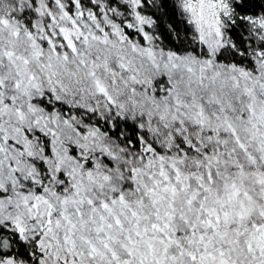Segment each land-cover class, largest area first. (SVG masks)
<instances>
[{"label": "snow or ice", "instance_id": "1", "mask_svg": "<svg viewBox=\"0 0 264 264\" xmlns=\"http://www.w3.org/2000/svg\"><path fill=\"white\" fill-rule=\"evenodd\" d=\"M0 264H264V0H0Z\"/></svg>", "mask_w": 264, "mask_h": 264}]
</instances>
